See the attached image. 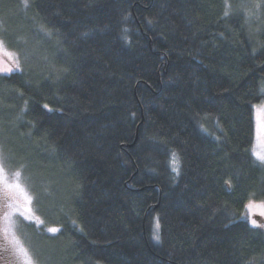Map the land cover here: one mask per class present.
Listing matches in <instances>:
<instances>
[{
	"label": "trees",
	"instance_id": "1",
	"mask_svg": "<svg viewBox=\"0 0 264 264\" xmlns=\"http://www.w3.org/2000/svg\"><path fill=\"white\" fill-rule=\"evenodd\" d=\"M0 40L3 165L57 227L28 223L40 264H264V0H0Z\"/></svg>",
	"mask_w": 264,
	"mask_h": 264
},
{
	"label": "rangeland",
	"instance_id": "2",
	"mask_svg": "<svg viewBox=\"0 0 264 264\" xmlns=\"http://www.w3.org/2000/svg\"><path fill=\"white\" fill-rule=\"evenodd\" d=\"M0 42L2 41L0 40ZM19 64L18 55L9 50L2 42L0 75L10 73L14 67H19ZM262 90L264 91V84ZM253 122L254 139L250 150L253 157L258 162H262L258 157L264 156V131L258 132V129L264 127V100L253 105ZM4 167L0 154V169L3 170V178L0 181V244L4 246L11 264H29V260L31 264H40L36 255L35 243L31 241L30 233L27 232L28 223H32L38 231H46L49 234L54 233L49 229H57V227H43L45 224L34 211L32 196L25 181L16 175L17 171H9ZM243 214V217L252 226L264 230L263 201L248 200ZM253 220L256 222L255 224H253Z\"/></svg>",
	"mask_w": 264,
	"mask_h": 264
},
{
	"label": "snow or ice",
	"instance_id": "3",
	"mask_svg": "<svg viewBox=\"0 0 264 264\" xmlns=\"http://www.w3.org/2000/svg\"><path fill=\"white\" fill-rule=\"evenodd\" d=\"M225 15H227V13H225ZM0 47H2V42H0ZM10 55V54H9ZM262 131H264V127H262L261 129H258V132H262ZM262 162H264V156H260V157H258ZM2 172H3V170L2 169H0V181H2ZM17 176H19L20 175V173H17L16 174ZM256 222L253 220V224H255ZM156 228L157 229H159V224L157 223V225H156ZM49 231H51V232H55V231H57V229H55V228H52V229H49ZM154 239H156V240H159V235H158V232H156V233H154V237H153ZM25 255H27V253H25ZM29 264H31V261L29 260Z\"/></svg>",
	"mask_w": 264,
	"mask_h": 264
},
{
	"label": "flooded vegetation",
	"instance_id": "4",
	"mask_svg": "<svg viewBox=\"0 0 264 264\" xmlns=\"http://www.w3.org/2000/svg\"><path fill=\"white\" fill-rule=\"evenodd\" d=\"M0 264H11L8 261L6 250L4 246H2L1 244H0Z\"/></svg>",
	"mask_w": 264,
	"mask_h": 264
},
{
	"label": "bare ground",
	"instance_id": "5",
	"mask_svg": "<svg viewBox=\"0 0 264 264\" xmlns=\"http://www.w3.org/2000/svg\"><path fill=\"white\" fill-rule=\"evenodd\" d=\"M174 163H175L176 167L179 166V160H178V157H177L176 159H174Z\"/></svg>",
	"mask_w": 264,
	"mask_h": 264
}]
</instances>
